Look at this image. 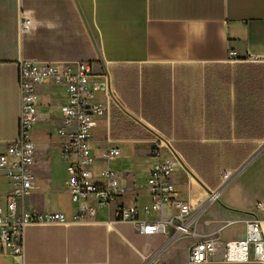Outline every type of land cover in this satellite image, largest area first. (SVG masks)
Instances as JSON below:
<instances>
[{
  "label": "crops",
  "instance_id": "crops-1",
  "mask_svg": "<svg viewBox=\"0 0 264 264\" xmlns=\"http://www.w3.org/2000/svg\"><path fill=\"white\" fill-rule=\"evenodd\" d=\"M22 17L32 22L27 33L19 30ZM229 51L237 62H227ZM250 56L264 58V0H0V153L17 135V63L32 60L70 67L89 63L95 73L110 74L112 87L110 100L102 94L94 100L105 107L91 131L96 173L108 167L125 185L126 202L140 209L150 205L146 178L156 162L150 155L151 133H164L188 170V174L182 170L173 174L175 190L184 202L198 206L220 187L223 171L239 169L264 145H260L262 139H235L234 133L229 140L175 139L176 133H192L186 124L201 121L200 113L209 117L222 110L213 111L217 107L206 95L200 102L197 95L184 94L180 74L183 68L196 65L219 73L226 64L251 63L246 60ZM239 66L235 67L238 72ZM37 95L41 118L32 131L37 188L21 205L28 211L61 212L70 218L73 207L65 188L66 166L56 143L58 107L66 96L61 87L50 84L41 85ZM235 105L240 104L232 85V123ZM222 142L254 145L232 168L226 166V156L231 157L224 148L216 150L213 145ZM109 148L118 149L120 157L105 163L100 155ZM9 190L10 184L0 177L2 205ZM113 208L86 224L30 226L23 255L0 254V264H189L191 240L174 243L157 255L167 238L141 235L129 223L111 224ZM169 215L164 207L162 216ZM154 217L160 215L150 216ZM251 217L264 222L262 152L205 209L196 233L201 239L239 240ZM140 218L145 215L141 213Z\"/></svg>",
  "mask_w": 264,
  "mask_h": 264
},
{
  "label": "built area",
  "instance_id": "built-area-1",
  "mask_svg": "<svg viewBox=\"0 0 264 264\" xmlns=\"http://www.w3.org/2000/svg\"><path fill=\"white\" fill-rule=\"evenodd\" d=\"M31 27V20L22 17L20 32L27 33ZM237 60L234 52L229 51L227 62ZM246 60L264 62V58L255 56ZM16 82L20 94L17 135L0 153V177L10 184L4 204L0 203V254L20 258L25 249V231L30 226L86 224L95 221L100 212L114 207L111 224L129 223L141 235L166 237V243L170 245L191 240L187 253L189 264L214 261L264 264V222L257 217L245 221V236L239 240L201 239L196 233L200 216L237 176L235 171H223L220 187L209 192L198 206L192 207L180 198L172 181L177 170L188 174L181 156L171 139L160 133H151L150 155L156 162L146 178L150 205L140 209L126 202L125 185L108 167L96 173L91 131L104 116L105 107L94 100L97 94L110 100L112 87L108 72L97 74L89 63L70 67L62 63L21 60L17 63ZM44 84L61 87L66 96L58 107L60 124L56 130V143L66 166L65 188L73 207L70 218L61 212L28 211L21 205L23 199L37 188L33 173L36 149L32 131L41 118L37 89ZM118 157L120 151L116 148L106 149L100 155L105 163ZM164 207L170 212L167 218L162 216ZM257 207L262 208V204L257 203ZM141 213L145 215L144 219L140 218ZM154 213L160 217L150 218Z\"/></svg>",
  "mask_w": 264,
  "mask_h": 264
},
{
  "label": "rangeland",
  "instance_id": "rangeland-1",
  "mask_svg": "<svg viewBox=\"0 0 264 264\" xmlns=\"http://www.w3.org/2000/svg\"><path fill=\"white\" fill-rule=\"evenodd\" d=\"M237 65L245 64H226L227 67L225 66L226 68L224 67L221 69L219 73L208 71V68H204V66L200 65L185 67L182 69L180 75L183 84V93L190 96L197 95L200 102H202L203 97L206 95L211 104L217 107L216 109L213 108V111L215 110L217 112L218 108H221L222 110L219 111L218 114L209 115V117L207 116V113H200L201 121L187 122L186 124L187 127L191 129L190 131L192 133H176L174 136L175 139L187 138L203 141L232 139V133H235V128L234 124L231 122L229 103L232 98V84L238 79V77L235 76V71H237L235 67ZM221 74H232L230 78L233 77L234 74V79L231 78L230 81L227 82V80H225L226 78H223ZM44 100V98H40V101L44 102ZM246 104H248L249 107H254L251 101ZM243 106L245 107V104ZM214 117L216 118L213 119ZM202 119L205 121H202ZM129 145L132 146L131 144ZM260 145H264V139H262ZM256 152L257 150H255L253 154ZM262 155H264V151H262ZM138 162L139 161H135V163ZM2 203L4 204L3 200ZM181 253H183V251H181Z\"/></svg>",
  "mask_w": 264,
  "mask_h": 264
},
{
  "label": "trees",
  "instance_id": "trees-1",
  "mask_svg": "<svg viewBox=\"0 0 264 264\" xmlns=\"http://www.w3.org/2000/svg\"><path fill=\"white\" fill-rule=\"evenodd\" d=\"M240 71H235V76L238 77L233 82V92L239 99V107L235 105L234 112L236 116L234 118V138L235 139H264V65L248 63L239 66ZM225 80L230 79L229 74H224ZM234 79V74L233 77ZM251 100H254V107H249L248 104ZM245 104V107L243 106ZM216 150L224 148L225 154L231 157V160L227 157L226 166L235 168L238 166L245 157L251 151L254 143H237L230 144L215 143ZM201 147L205 145H200ZM220 147V148H218ZM229 157V158H230ZM209 179H207L208 181Z\"/></svg>",
  "mask_w": 264,
  "mask_h": 264
},
{
  "label": "water",
  "instance_id": "water-1",
  "mask_svg": "<svg viewBox=\"0 0 264 264\" xmlns=\"http://www.w3.org/2000/svg\"><path fill=\"white\" fill-rule=\"evenodd\" d=\"M262 151H264V146L261 147V149H259L244 165H242L239 169L235 170L236 175H238L239 173H241V171H243L248 165L249 163H251V161H253ZM170 244L166 243L158 252L157 255L162 252L163 250H165L167 247H169Z\"/></svg>",
  "mask_w": 264,
  "mask_h": 264
}]
</instances>
